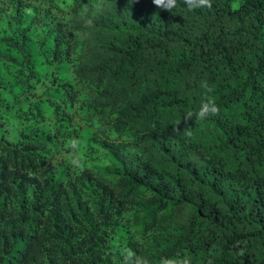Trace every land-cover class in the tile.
I'll return each instance as SVG.
<instances>
[{
	"label": "trees",
	"instance_id": "trees-1",
	"mask_svg": "<svg viewBox=\"0 0 264 264\" xmlns=\"http://www.w3.org/2000/svg\"><path fill=\"white\" fill-rule=\"evenodd\" d=\"M211 2L0 0V264H264V0Z\"/></svg>",
	"mask_w": 264,
	"mask_h": 264
},
{
	"label": "clouds",
	"instance_id": "clouds-1",
	"mask_svg": "<svg viewBox=\"0 0 264 264\" xmlns=\"http://www.w3.org/2000/svg\"><path fill=\"white\" fill-rule=\"evenodd\" d=\"M130 4L139 3L140 0H129ZM155 7L162 11H167L172 14L173 9L178 6V0H152ZM183 4L186 6L188 11H193L195 9H211V0H183ZM201 87L206 90L204 99L202 100L200 107L195 112L188 111L182 121H177V127L174 131H179V125L183 123L184 125H189L193 120L204 121L210 117L218 116L220 114V107L216 103L214 98H209L210 93L213 89L209 87L207 81L201 83ZM190 134V133H189ZM123 264H150L147 258L143 256H138L131 249H124L122 252ZM160 264H190V259L188 257L182 258H162Z\"/></svg>",
	"mask_w": 264,
	"mask_h": 264
},
{
	"label": "rangeland",
	"instance_id": "rangeland-1",
	"mask_svg": "<svg viewBox=\"0 0 264 264\" xmlns=\"http://www.w3.org/2000/svg\"><path fill=\"white\" fill-rule=\"evenodd\" d=\"M40 90V87L38 89H36V92H35V95H38V92ZM30 95L28 97V100H31V94H28ZM2 96L8 101V102H11V101H14L15 99H18L19 101L17 102L16 105H19L21 104L22 102L20 101L21 98L23 97V95H15L13 97L12 93L10 91H7V90H3L2 91ZM24 104V103H23ZM17 127H20L21 128V124L20 125H17ZM42 128L46 129L45 126H41ZM14 133H15V128L14 127H7L4 131H3V134L8 138V139H11V140H14ZM76 151L80 152L81 151V148H77Z\"/></svg>",
	"mask_w": 264,
	"mask_h": 264
}]
</instances>
